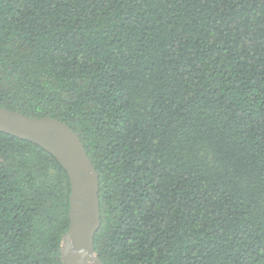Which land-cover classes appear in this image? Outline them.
Wrapping results in <instances>:
<instances>
[{"label":"trees","instance_id":"obj_1","mask_svg":"<svg viewBox=\"0 0 264 264\" xmlns=\"http://www.w3.org/2000/svg\"><path fill=\"white\" fill-rule=\"evenodd\" d=\"M0 106L79 135L104 264H264V0H0ZM69 191L0 132V264H62Z\"/></svg>","mask_w":264,"mask_h":264},{"label":"water","instance_id":"obj_2","mask_svg":"<svg viewBox=\"0 0 264 264\" xmlns=\"http://www.w3.org/2000/svg\"><path fill=\"white\" fill-rule=\"evenodd\" d=\"M0 132L30 141L50 153L69 180L68 229L60 245L62 264H104L93 238L100 220L98 172L79 135L67 123L0 106Z\"/></svg>","mask_w":264,"mask_h":264}]
</instances>
